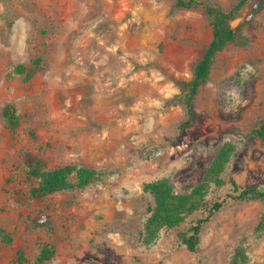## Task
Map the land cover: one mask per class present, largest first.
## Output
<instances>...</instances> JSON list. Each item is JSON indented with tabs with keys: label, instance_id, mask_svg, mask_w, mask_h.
I'll return each mask as SVG.
<instances>
[{
	"label": "rangeland",
	"instance_id": "rangeland-1",
	"mask_svg": "<svg viewBox=\"0 0 264 264\" xmlns=\"http://www.w3.org/2000/svg\"><path fill=\"white\" fill-rule=\"evenodd\" d=\"M213 1L225 9L237 2ZM173 7V0H0V264H32L45 244L56 249L49 264H264V201L230 200L231 186L214 183L264 190V141L252 134L264 122V11L244 30L247 46L218 54L195 120L180 134L186 112L171 103L174 80L190 78L212 34L201 10ZM6 105L21 119L16 135ZM26 152L48 169L105 175L35 200ZM161 179L180 196L227 202L202 228L196 252L178 235L207 218L205 210L156 237L147 230L153 200L143 188ZM43 215L50 226L36 225Z\"/></svg>",
	"mask_w": 264,
	"mask_h": 264
},
{
	"label": "trees",
	"instance_id": "trees-1",
	"mask_svg": "<svg viewBox=\"0 0 264 264\" xmlns=\"http://www.w3.org/2000/svg\"><path fill=\"white\" fill-rule=\"evenodd\" d=\"M173 2L174 11L201 10L209 21L212 34V38L205 46L201 57L192 65L190 78L174 80L178 94L171 103L182 106L186 112V119L178 127L181 134L195 120V100L201 88L209 82L218 54L230 46L245 47L249 44V39L244 35V30L251 27L254 19L264 11V0H237L228 9L213 0H173ZM39 62L40 59L37 63ZM16 72L25 74L27 82L32 78L31 75L25 73L23 66H19ZM3 115L12 134L16 135L21 125V119L14 106L6 105ZM257 125L260 127L254 129L252 134L264 141V122ZM29 134L35 141L38 140L36 130L31 129ZM230 152L232 153L233 150ZM230 152L228 153L230 154ZM222 158L225 159L226 156H222ZM23 163L27 169V179L35 182L29 192L30 197L35 200H42L58 192L80 191L101 180L105 175L95 169L79 168L76 165L48 169L45 161L32 152L24 154ZM214 183L218 187L231 186V194L228 196L230 200L237 202L264 201V190L261 188H243L235 182H227L219 177L215 179ZM143 190L153 200V204L149 203L148 210L151 213V218L147 224V230L151 237H156L160 230L169 231L179 228L189 215L199 210H205L209 213L207 218L196 221L187 231L180 232L178 235L181 243L190 252L197 251L204 225L227 203L216 202L210 206L202 192L194 200L180 196L174 191L167 179L147 183ZM34 221L37 226L51 225V219L48 215L39 216ZM8 240L10 241V239ZM55 253L54 246L45 244L32 264H49ZM18 257L19 261H24L23 252L19 251Z\"/></svg>",
	"mask_w": 264,
	"mask_h": 264
}]
</instances>
